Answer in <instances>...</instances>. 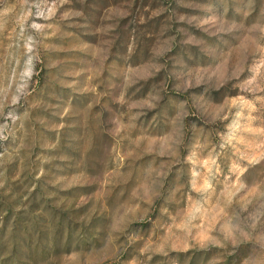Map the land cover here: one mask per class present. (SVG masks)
Here are the masks:
<instances>
[{
  "label": "rangeland",
  "instance_id": "1",
  "mask_svg": "<svg viewBox=\"0 0 264 264\" xmlns=\"http://www.w3.org/2000/svg\"><path fill=\"white\" fill-rule=\"evenodd\" d=\"M37 180L68 251L44 213L5 264H264V0H0V189Z\"/></svg>",
  "mask_w": 264,
  "mask_h": 264
},
{
  "label": "trees",
  "instance_id": "2",
  "mask_svg": "<svg viewBox=\"0 0 264 264\" xmlns=\"http://www.w3.org/2000/svg\"><path fill=\"white\" fill-rule=\"evenodd\" d=\"M40 180L34 181L31 185H35L32 191L25 193L26 201L22 202V196L16 197L11 200L10 195L7 193L6 188L0 189V264L7 263L18 252V248L14 244L8 251L9 243L12 244L14 237L19 233L24 234L23 242H26L33 253L38 248V242L47 231L42 229H48L44 227L43 214L47 213L50 218V225L55 227V237L53 238L54 250L68 251L71 235L66 238V241L62 244L61 240H58V234L62 232V229L70 228V222L62 215L58 216L55 209H50L46 202L40 186ZM66 220V222H65ZM59 246V247H58ZM60 248V249H59ZM217 249L208 250H194L187 252L172 253L169 258L176 260L179 264H207ZM29 258L31 255L26 254ZM18 264H26L24 261L17 262ZM219 264H239V259L235 257H226Z\"/></svg>",
  "mask_w": 264,
  "mask_h": 264
}]
</instances>
